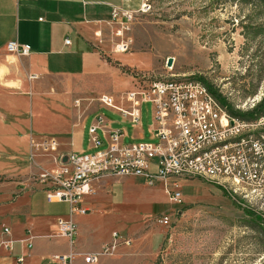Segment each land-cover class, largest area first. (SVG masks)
Returning <instances> with one entry per match:
<instances>
[{
    "label": "rangeland",
    "instance_id": "rangeland-1",
    "mask_svg": "<svg viewBox=\"0 0 264 264\" xmlns=\"http://www.w3.org/2000/svg\"><path fill=\"white\" fill-rule=\"evenodd\" d=\"M144 2L147 7L142 11ZM142 4L130 9L135 18L123 35L118 34L121 25L112 19L109 36L102 35L106 41L101 51L109 62L120 65V76L130 83L125 90L134 89L138 82L199 80L225 97L229 106L241 113L236 116L248 120L264 117V104L259 106L264 102V0H143ZM128 37L133 40L131 48L118 51L117 44ZM119 53L128 57L123 65L111 58ZM100 95L86 99L90 111L100 106ZM77 100L72 102L76 113L71 112V105L57 112L65 123L72 122L70 130L80 126L88 112L77 110ZM80 100L82 105L84 100ZM100 112L115 120L113 127L128 133L126 142L154 140L150 103L143 104L139 130L111 110ZM40 114L35 120L36 131L55 134L61 147L68 145L63 138L70 134L60 130L61 120H55L47 110ZM245 115L247 118L242 117ZM93 117L85 123L82 151H90L88 126ZM138 133L144 137L139 138ZM171 188L163 181L149 184L138 177L94 183L95 191L84 197L83 204L96 196V205L103 206L98 195L108 204L103 209L85 205L90 209L87 214H75L79 233L89 230L87 245L99 246L111 239L113 231L133 240L131 246H121L101 264H264V188L234 192L204 179L186 178L178 183L182 203L170 201L167 189ZM50 209L67 214L69 204H52ZM100 211L107 212L95 213ZM162 214L170 216V225L160 223Z\"/></svg>",
    "mask_w": 264,
    "mask_h": 264
},
{
    "label": "crops",
    "instance_id": "crops-1",
    "mask_svg": "<svg viewBox=\"0 0 264 264\" xmlns=\"http://www.w3.org/2000/svg\"><path fill=\"white\" fill-rule=\"evenodd\" d=\"M142 2L143 0H0V233L4 226H9L12 238L18 240L13 252L0 251V264H14L16 257L20 255L25 257L24 264H59L56 255L71 251L89 253L110 243L114 232L124 236L113 231L111 239L103 241L99 246L89 247L86 242L89 230L86 228L79 233L78 226L73 246L67 237L58 234L57 219L72 217L77 223V213H70L68 202H48L44 186L35 181L36 176L32 177L44 169H55L57 162L52 156L31 158L30 137H55L61 143L55 134L44 135L45 133L36 131V118L40 117L42 110H47L55 120H61L60 130L70 134L63 138L68 145L61 147V144L59 152L63 155L86 152L82 151L85 129L87 131L86 120L106 109L99 101L100 106L90 111L86 99L108 93L114 95L118 103L128 104L120 95L127 91L125 89H128L130 83L120 76V65L109 62L101 50L106 41L104 37L109 36L108 27L113 10L138 8ZM67 38L71 40L69 44L66 43ZM10 41L29 44L30 54L20 56L10 53L7 50ZM111 58L123 65L128 57L125 53H119L111 55ZM81 98L84 100L82 105ZM76 99L80 101L77 110L83 108L88 112L80 126L70 130L68 128L72 122L68 120L65 123L63 116L57 112H62L71 105V112L76 113V109H72V102ZM111 121L112 124L115 123V120ZM140 125L134 129H141ZM138 137L144 136L138 133ZM87 147L91 150L89 138ZM181 180L184 179H178V183ZM113 195L114 202L116 197ZM98 196L103 200L101 207L95 203L96 196L90 197L86 204H83L84 198L81 200L80 207L87 209L84 214L90 211L85 205L103 209L108 204L102 195ZM62 203L69 204V213H56V210L53 212L50 209V205ZM27 237H33L32 248L22 241ZM78 256L80 255L76 256L74 264H87L82 256ZM123 263L125 262L118 261V264Z\"/></svg>",
    "mask_w": 264,
    "mask_h": 264
},
{
    "label": "built area",
    "instance_id": "built-area-1",
    "mask_svg": "<svg viewBox=\"0 0 264 264\" xmlns=\"http://www.w3.org/2000/svg\"><path fill=\"white\" fill-rule=\"evenodd\" d=\"M147 7L143 3L141 10ZM135 11L127 8L113 10L112 22L121 25L123 35L130 29ZM71 40L66 39L69 44ZM133 40L128 37L117 44L118 51H128ZM7 50L20 56L29 55L31 46L10 41ZM35 77V75H33ZM30 77V78H33ZM120 98L128 104L118 103L115 96H100L103 108L121 116L123 121L139 127L143 118V104H151V141L126 142L128 133L112 126L103 113L95 115L88 127L89 152H70L69 161L63 163L59 152L61 143L55 137H30V155L55 157L57 167L44 169L36 176L46 191L48 202H68L70 213H86L81 200L92 194L94 183L114 177H139L149 184L163 181L172 203H182L178 179L199 178L234 192L240 188H264V117L243 119L231 115L199 80H155L123 92ZM78 105L80 101L77 100ZM256 103H254L255 105ZM253 105V106H254ZM171 179L173 181H171ZM163 225L172 223L170 216L162 214ZM58 234L75 244L78 224L71 218L57 219ZM29 248L33 237L22 239ZM18 240L12 230L4 226L0 233V251L13 252ZM132 239L117 232L113 240L101 249L89 253L71 251L56 255L59 264H74L77 255L87 264H99L113 256L121 245H131ZM25 257L17 256L14 264H24ZM10 264V263H5Z\"/></svg>",
    "mask_w": 264,
    "mask_h": 264
},
{
    "label": "trees",
    "instance_id": "trees-1",
    "mask_svg": "<svg viewBox=\"0 0 264 264\" xmlns=\"http://www.w3.org/2000/svg\"><path fill=\"white\" fill-rule=\"evenodd\" d=\"M203 83H204V82H203ZM204 84L209 88L210 92L214 95V97H215L216 99H218V100L222 103V105L228 107L229 112H230L231 115H234V116H236V115H239V116H240V115H241V113L235 112V111L229 106V104H228L226 98L223 97L221 94H219L217 91H215V90L212 88L211 85L206 84V83H204ZM263 104H264V102H263L262 104H260L259 106L262 107ZM254 113H255V111L251 112L250 114H251V115H254ZM246 116H247V115L242 116V117H246ZM246 118H247V117H246ZM249 118H250V117H249Z\"/></svg>",
    "mask_w": 264,
    "mask_h": 264
},
{
    "label": "water",
    "instance_id": "water-1",
    "mask_svg": "<svg viewBox=\"0 0 264 264\" xmlns=\"http://www.w3.org/2000/svg\"><path fill=\"white\" fill-rule=\"evenodd\" d=\"M69 157H70L69 153L62 155V158H61L62 162L67 163L69 161Z\"/></svg>",
    "mask_w": 264,
    "mask_h": 264
}]
</instances>
